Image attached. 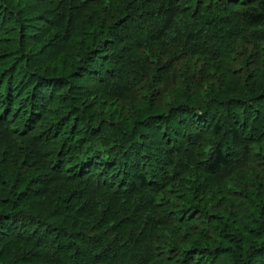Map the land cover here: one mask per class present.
Segmentation results:
<instances>
[{
  "label": "trees",
  "instance_id": "obj_1",
  "mask_svg": "<svg viewBox=\"0 0 264 264\" xmlns=\"http://www.w3.org/2000/svg\"><path fill=\"white\" fill-rule=\"evenodd\" d=\"M0 264H264V0H0Z\"/></svg>",
  "mask_w": 264,
  "mask_h": 264
}]
</instances>
